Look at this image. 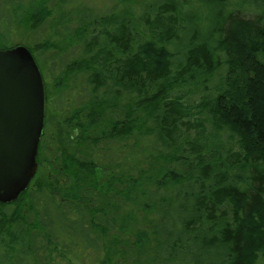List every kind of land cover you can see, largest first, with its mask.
Masks as SVG:
<instances>
[{
	"label": "trees",
	"instance_id": "obj_1",
	"mask_svg": "<svg viewBox=\"0 0 264 264\" xmlns=\"http://www.w3.org/2000/svg\"><path fill=\"white\" fill-rule=\"evenodd\" d=\"M73 1L27 2L33 29L57 12L63 38L73 31L64 47L29 46L38 64L36 52L54 47L67 59L52 68L54 87L46 92L47 104L52 94L70 104L66 123L72 135L73 128L81 132L60 157L67 187L43 181L13 202L0 201V258L7 264H259L264 0H118L122 13L80 8L64 15ZM220 67L226 74L206 107L217 128L232 132L237 150L205 134L203 124L189 119L183 97L172 96ZM135 133L160 151L141 167L127 169L122 152L100 145Z\"/></svg>",
	"mask_w": 264,
	"mask_h": 264
},
{
	"label": "rangeland",
	"instance_id": "obj_2",
	"mask_svg": "<svg viewBox=\"0 0 264 264\" xmlns=\"http://www.w3.org/2000/svg\"><path fill=\"white\" fill-rule=\"evenodd\" d=\"M27 2L30 4V0H0V31L3 32L6 29L9 33L7 36H0V47L8 46L12 48L17 45H26L29 47L34 46L37 43H42L43 45L47 41H51L61 47L67 45L66 43L68 40L66 39V42L65 38L68 34L69 36H73V31H65L66 36L63 38L64 27L57 26V12L54 13L53 17L48 18L38 29H33V22H31V19H28L31 11L27 12L29 9L27 7ZM50 6L51 3H49V7ZM126 6L129 8V4ZM83 8L94 10L95 13L102 15L112 13V11H115V13H122L125 11L124 6L119 5L118 0H74L70 5L65 7L64 15L72 9H80L81 12L86 13L87 11ZM241 12L240 16L242 15L248 18L254 17V14L250 12ZM70 26L75 25L71 24ZM58 36L61 37L62 40H60ZM36 54L40 58L39 66L43 68V72H45L46 75H49V77H52V68L55 66V68H57V66L62 63V60H67L64 55L61 56V54L58 53L56 47H54V49H49L44 53L36 52ZM177 63V60H175V65H177ZM56 70L57 69H55L54 72H57ZM226 71L227 67H220L208 77L203 76L194 83L177 87V89L172 92V96H178L177 94H179L183 97L182 101L186 104L191 113L189 119L198 126H202L203 124L206 132L205 134L217 135L222 140L225 150L229 148L237 150L238 145L232 132L227 127L217 128L218 126L215 124L210 110L206 107L208 99L216 96L218 93L217 89L222 84ZM57 73H54L53 75H56ZM206 78L208 81L205 80ZM48 84L51 88V84ZM61 121L65 123L66 116H52L51 119H49L48 136L45 141V147L41 152L43 165L42 168H39V174L37 175L36 180L32 183L33 187H38L43 181H45V183H50L53 182V180L58 181V184L63 186L65 172H62L61 169L60 154L64 153L62 148L65 144L66 136L63 137V133L66 125H63ZM67 129L70 128L67 126ZM196 130L197 128L191 130L192 136ZM155 144L156 143L152 139H149V136L135 133L127 140L120 138L118 141H104L100 145L101 147L113 149V153L115 154L122 152V157L120 159L124 160L128 169L131 166H137L140 162V167L142 164L146 165L149 160L154 159L152 154H154L155 157H158L160 151L156 150ZM118 155L120 157V154ZM134 171L136 172V168ZM38 191L39 190L36 189L34 190L35 198H38L41 195L38 194ZM16 204L18 203L7 208L8 211L11 212L13 208L16 207ZM226 210L227 214L225 217L227 220L231 221L229 207L228 209L226 208ZM0 261L2 264H7L2 258H0ZM259 264H264V259H262Z\"/></svg>",
	"mask_w": 264,
	"mask_h": 264
},
{
	"label": "water",
	"instance_id": "obj_3",
	"mask_svg": "<svg viewBox=\"0 0 264 264\" xmlns=\"http://www.w3.org/2000/svg\"><path fill=\"white\" fill-rule=\"evenodd\" d=\"M45 90L26 45L0 49V201L25 191L37 171L44 126Z\"/></svg>",
	"mask_w": 264,
	"mask_h": 264
},
{
	"label": "flooded vegetation",
	"instance_id": "obj_4",
	"mask_svg": "<svg viewBox=\"0 0 264 264\" xmlns=\"http://www.w3.org/2000/svg\"><path fill=\"white\" fill-rule=\"evenodd\" d=\"M45 78V79H44ZM43 80L46 81L47 83V87L45 85L44 82V88H45V116H44V126H43V131H42V135H41V140H40V144H39V149H38V155H37V171L36 174L34 176V178L32 179L31 183H33L34 180H36L37 175L39 174V168H42L43 165V159L41 157V152L43 150V148L45 147V141L46 138L48 136V125H49V119H51V117H55V116H66V118L72 116V111H71V107L70 104L68 105L67 103L62 101H59L56 96L59 95H54L52 94L51 99L49 100L48 104H47V100H46V92H47V88L48 89H53L54 87V81H53V77H49V75H44L43 74ZM51 84V88L49 87V84ZM56 93V92H54ZM62 105V106H61ZM61 106V107H60ZM61 123L63 125H66V128L64 129V133H63V137L66 136L65 138V144L63 145L62 151H65L67 149V147H69L70 149H72V147L75 146V144L79 141L80 136H81V132H80V128L76 127L73 128L76 131L75 135H72V129H67L68 124L61 121ZM60 157H62V154H60ZM56 158V156H55ZM61 161V160H60ZM62 166V163H61ZM62 172H65V170L63 169V167H61ZM56 180H53V182ZM57 182V181H56ZM66 184V185H65ZM63 186L67 187V180H63ZM61 186V187H63Z\"/></svg>",
	"mask_w": 264,
	"mask_h": 264
}]
</instances>
